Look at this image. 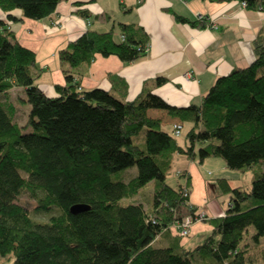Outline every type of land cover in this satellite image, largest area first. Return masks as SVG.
<instances>
[{"label":"trees","instance_id":"16d2710c","mask_svg":"<svg viewBox=\"0 0 264 264\" xmlns=\"http://www.w3.org/2000/svg\"><path fill=\"white\" fill-rule=\"evenodd\" d=\"M61 1L0 0V9L9 20H40ZM246 2L251 10L264 7V0ZM82 4L76 2V13L89 18L92 12ZM14 9L23 16H14ZM172 13L191 26H207L206 17ZM149 44L146 29L136 23L88 28L65 46V84L48 95L37 82L36 51L0 19V256L12 255L14 264H246L241 244L249 227L256 230L255 241L264 236V168L250 190L217 177L222 192L230 193L227 211L203 219L212 229L197 246L183 245L178 233L165 246L154 243L184 217L182 208L192 214L198 208L189 203L191 178L185 170L175 185L167 179L175 153L202 161L221 156L243 171L264 165V31L253 42L255 59L217 77L201 104L172 105L148 84L128 99V83L116 73L109 76L111 89L80 87L83 69L98 53L134 63L146 57ZM167 80L158 76L154 82ZM18 88L30 105L24 124L9 99ZM150 108L179 117L186 143L174 129L166 130L160 117L149 115ZM134 165L138 173L129 180L114 178ZM151 181L149 208L120 203ZM23 191L37 199V209L61 212L37 221L18 201ZM75 204L87 208L74 213Z\"/></svg>","mask_w":264,"mask_h":264},{"label":"crops","instance_id":"0c3cea01","mask_svg":"<svg viewBox=\"0 0 264 264\" xmlns=\"http://www.w3.org/2000/svg\"><path fill=\"white\" fill-rule=\"evenodd\" d=\"M78 1L86 2L82 5L92 12L89 18L76 13ZM130 7L132 10H125ZM172 12L195 20L203 15L207 18V26L183 23L176 20ZM12 13L17 18L23 16L21 9H14ZM0 19L6 21L23 45L36 51L37 82L48 95L55 94L56 84H65L62 66L68 63L64 52L68 41L90 27L108 30L117 22L136 23L149 35L146 57L126 63L115 54L98 53L92 64L83 69L80 87L111 89L109 76L116 73L128 83V99H135L148 84L154 93L178 107L201 104L217 77L231 72L234 67L251 63L256 57L254 39L264 31V7L251 10L241 6L238 0H62L53 14L40 20H9L1 9ZM158 76L166 77L167 82L155 85ZM148 114L160 117L168 131L174 128V123L184 124L179 117L162 109L150 108ZM184 132L180 136L181 144L186 143ZM173 157L172 173L177 176L185 170L191 178L189 203L206 211L210 217L227 211L229 196L221 201L218 196L221 188L213 187L212 179L217 180V177L212 178L206 172L211 158L202 161L184 153H175ZM211 229L210 222L197 220L190 236L181 243L195 247ZM176 232V227H170L155 242L165 246L172 242Z\"/></svg>","mask_w":264,"mask_h":264},{"label":"rangeland","instance_id":"374dc122","mask_svg":"<svg viewBox=\"0 0 264 264\" xmlns=\"http://www.w3.org/2000/svg\"><path fill=\"white\" fill-rule=\"evenodd\" d=\"M241 4V3H240ZM242 6V5H241ZM244 7V6H243ZM19 89V88H18ZM21 89V88H20ZM17 89H12L10 91L9 99L15 104L16 106V120L20 124H24L27 121L28 118V112L30 110V105L25 103L24 101L21 100L20 91ZM23 97H26L25 94ZM184 127V124H183ZM183 133V128L181 130V134ZM180 134V135H181ZM140 142L143 143V137L142 134H140ZM211 158V159H210ZM210 163L207 165V170L206 172L209 173V176L212 178L216 177H230L231 182L233 183V186H239L241 185L242 187L246 188L247 190L251 189L252 181L255 179L257 174H259L263 168L264 165H256L254 167L249 168L248 170H241V169H234L229 166H227L226 161L224 160L223 157L221 156H216V157H209ZM221 161V164L220 162ZM227 167L226 169L223 168ZM138 173L137 167L131 166L128 169H123L119 170L117 173H114L113 176L115 179H123V180H129V178L135 176ZM180 173V172H178ZM24 174V173H23ZM26 175V174H24ZM169 182L172 185H175L177 182L175 173L170 171L169 176L167 178ZM213 181V187H218L216 185V179H212ZM155 182L151 181V183H148L139 189V192L135 195H132L130 197H124L120 200V203L122 205H130L131 203H143L145 207L149 208L152 204V197H153V188H154ZM219 188V187H218ZM220 189V188H219ZM222 192V191H221ZM42 192L40 193V195ZM230 193H218L219 198L222 200L228 198ZM18 201L25 205L29 211L30 214L34 219L37 221H48L50 220L52 215H57L61 211L58 208H50L48 210H42V209H37L36 204H37V199L32 197L28 191H23L20 196ZM198 210H200L198 208ZM189 212L186 210V208H182V215H187ZM203 221V220H201ZM171 227H175L172 226ZM178 233V232H176ZM256 233V230L254 226L249 227V234L243 239V242L241 244V247L247 248V258H246V264H264V236L261 237L258 241H255L254 239V234ZM190 236V235H189ZM188 236H186L187 238ZM182 239V238H181ZM185 239V238H183ZM182 239V240H183ZM200 242V241H198ZM155 245L160 244V242H155ZM0 264H14V258L13 256H0Z\"/></svg>","mask_w":264,"mask_h":264},{"label":"built area","instance_id":"2783aa9c","mask_svg":"<svg viewBox=\"0 0 264 264\" xmlns=\"http://www.w3.org/2000/svg\"><path fill=\"white\" fill-rule=\"evenodd\" d=\"M239 2L241 3L242 6L247 7L248 2H246V0H242ZM200 17L204 18L203 15H201ZM173 125H174L173 129H174L175 134L180 136L181 130L183 128V124H181L180 122H177V123H174ZM207 216H208V213H206V211L196 209V212H194V214L189 212L187 215L182 217L179 221H175L173 226L177 228V232L180 236H182L183 238H186V236H189L191 234L190 231H191L192 225L197 220L201 221L204 218H207Z\"/></svg>","mask_w":264,"mask_h":264},{"label":"water","instance_id":"95a60500","mask_svg":"<svg viewBox=\"0 0 264 264\" xmlns=\"http://www.w3.org/2000/svg\"><path fill=\"white\" fill-rule=\"evenodd\" d=\"M86 208L87 207L84 204H75L71 207V211L75 213V212H79V211L86 209Z\"/></svg>","mask_w":264,"mask_h":264}]
</instances>
